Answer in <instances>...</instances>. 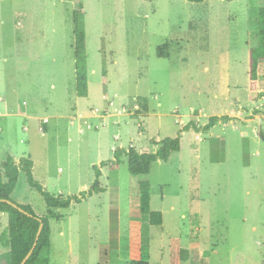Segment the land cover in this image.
Returning a JSON list of instances; mask_svg holds the SVG:
<instances>
[{
    "label": "rangeland",
    "instance_id": "rangeland-1",
    "mask_svg": "<svg viewBox=\"0 0 264 264\" xmlns=\"http://www.w3.org/2000/svg\"><path fill=\"white\" fill-rule=\"evenodd\" d=\"M79 3L86 98L75 92ZM258 14L259 0H0V164L29 157L34 180L66 197L90 188L93 166L116 148L155 152L180 137V151L148 175L132 176L126 156L102 167L105 192L67 210H49L20 172L11 200L49 220L50 264H125L144 251L149 264H264V101L246 88ZM263 75L260 66V89ZM260 101L252 114L262 116L249 121ZM212 116L229 120L203 131ZM191 122L199 133L183 131ZM141 181L160 227L139 210ZM9 242L0 213V260Z\"/></svg>",
    "mask_w": 264,
    "mask_h": 264
},
{
    "label": "trees",
    "instance_id": "trees-1",
    "mask_svg": "<svg viewBox=\"0 0 264 264\" xmlns=\"http://www.w3.org/2000/svg\"><path fill=\"white\" fill-rule=\"evenodd\" d=\"M147 1V0H144ZM189 3L201 4L207 0H186ZM85 12L83 3H79L73 11V57L75 72V92L79 98L88 96V71H87V36L85 30ZM258 45L255 48H249L246 51V88L251 98H262L264 101V75L262 77V93L259 88L258 67H264V0H259V14L257 22ZM103 87L106 88V70H102ZM140 100V99H139ZM143 108L147 110L144 103ZM257 112V111H256ZM264 115V105H263ZM229 120L228 116H212L208 123L202 128L203 131H209L217 122ZM193 129L200 132L199 128L192 122L186 125L183 131ZM182 131V132H183ZM157 150L149 153H138L130 148H116L113 152V159L102 162L100 168L93 166L94 182L91 187L79 195H53L44 187L34 180L32 169L33 162L28 158H21L18 161L11 155H7L5 160L0 164V213L6 214L9 219L10 232V252L8 260H0V264H20L33 246L37 231L42 224V231L39 236L37 246L28 259L26 264H50L49 251L51 246V227L47 218L37 216L30 206L16 204L11 200L20 172L25 174L26 181L30 188L38 192L46 207L53 210H67L72 204H80L92 197L94 194L104 193L105 190L100 186L102 176L101 168L108 164L119 165L122 157H127L128 172L132 176H145L151 171V166L155 162H168L174 152L180 151V137L165 138L156 143ZM139 210L149 219V224L154 227L162 226V215L160 212H153L150 209L151 195L150 185L147 181L138 183ZM6 201H11L21 208L24 213L9 205ZM56 216V215H55ZM54 213H49V219H55ZM111 232L115 242L114 235L117 232V218L111 219ZM112 242V243H113ZM116 244V243H115ZM125 264H149V254L147 251L141 253L137 261H130Z\"/></svg>",
    "mask_w": 264,
    "mask_h": 264
},
{
    "label": "water",
    "instance_id": "water-1",
    "mask_svg": "<svg viewBox=\"0 0 264 264\" xmlns=\"http://www.w3.org/2000/svg\"><path fill=\"white\" fill-rule=\"evenodd\" d=\"M9 205L13 206L14 208L18 209L20 212L24 213V211L19 208L16 204H14L13 202L11 201H6ZM42 227L43 225L41 224L38 231H37V234H36V237H35V241L33 243V246L32 248L30 249V251L27 253V255L23 258V260L20 262V264H26V262L28 261V259L31 257V255L33 254L36 246H37V242H38V239H39V236L41 234V231H42Z\"/></svg>",
    "mask_w": 264,
    "mask_h": 264
},
{
    "label": "crops",
    "instance_id": "crops-1",
    "mask_svg": "<svg viewBox=\"0 0 264 264\" xmlns=\"http://www.w3.org/2000/svg\"><path fill=\"white\" fill-rule=\"evenodd\" d=\"M260 68V66L258 67V69ZM260 91H263L262 89H260ZM249 98V97H248ZM250 100V99H249ZM251 101V100H250ZM256 101H251V103H255ZM262 102L260 101V103H259V106H255L253 109L252 108H248V109H250L249 110V112L248 113H246V114H249V116L251 117V118H249V121H251L252 120V116H254L255 118H259V117H261L260 116V113H258L257 115H253L252 114V112H254V110H257V111H260L261 109H260V106H262V104H261ZM244 110H246V108H242L241 109V111H244ZM238 112L239 111H237V113H234V114H238ZM232 114V113H231ZM0 116H2V114L0 113ZM239 116V115H238ZM264 117V116H263ZM239 118H241L240 116H239ZM45 119H47V118H44L42 121H44ZM243 121H246V120H244V119H242ZM45 124V123H44ZM15 161H18V160H16L15 159Z\"/></svg>",
    "mask_w": 264,
    "mask_h": 264
},
{
    "label": "built area",
    "instance_id": "built-area-1",
    "mask_svg": "<svg viewBox=\"0 0 264 264\" xmlns=\"http://www.w3.org/2000/svg\"><path fill=\"white\" fill-rule=\"evenodd\" d=\"M44 122H47L46 119L44 120Z\"/></svg>",
    "mask_w": 264,
    "mask_h": 264
}]
</instances>
